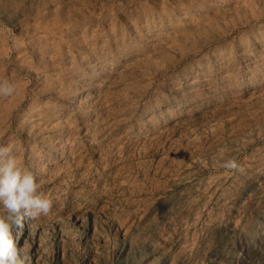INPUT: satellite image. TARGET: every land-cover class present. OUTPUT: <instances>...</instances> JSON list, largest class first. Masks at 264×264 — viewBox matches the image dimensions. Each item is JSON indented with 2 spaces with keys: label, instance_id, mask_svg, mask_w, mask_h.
Returning a JSON list of instances; mask_svg holds the SVG:
<instances>
[{
  "label": "rangeland",
  "instance_id": "obj_1",
  "mask_svg": "<svg viewBox=\"0 0 264 264\" xmlns=\"http://www.w3.org/2000/svg\"><path fill=\"white\" fill-rule=\"evenodd\" d=\"M0 80L26 264H264V0H0Z\"/></svg>",
  "mask_w": 264,
  "mask_h": 264
},
{
  "label": "clouds",
  "instance_id": "obj_2",
  "mask_svg": "<svg viewBox=\"0 0 264 264\" xmlns=\"http://www.w3.org/2000/svg\"><path fill=\"white\" fill-rule=\"evenodd\" d=\"M16 92L14 83L0 80V97H11ZM13 151L11 145L0 144V264H26L11 226L22 227L25 217L49 216L52 210V201L39 192L36 177L22 166ZM221 166L243 171L235 159H228Z\"/></svg>",
  "mask_w": 264,
  "mask_h": 264
}]
</instances>
